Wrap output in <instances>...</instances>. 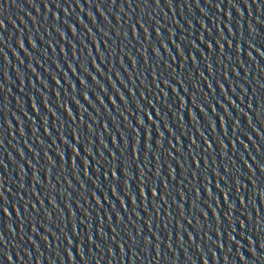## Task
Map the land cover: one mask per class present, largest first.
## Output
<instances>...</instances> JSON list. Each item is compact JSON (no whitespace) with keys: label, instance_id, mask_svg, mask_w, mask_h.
<instances>
[{"label":"water","instance_id":"1","mask_svg":"<svg viewBox=\"0 0 264 264\" xmlns=\"http://www.w3.org/2000/svg\"><path fill=\"white\" fill-rule=\"evenodd\" d=\"M0 264H264V0H0Z\"/></svg>","mask_w":264,"mask_h":264},{"label":"snow or ice","instance_id":"2","mask_svg":"<svg viewBox=\"0 0 264 264\" xmlns=\"http://www.w3.org/2000/svg\"><path fill=\"white\" fill-rule=\"evenodd\" d=\"M143 191V190H142Z\"/></svg>","mask_w":264,"mask_h":264}]
</instances>
